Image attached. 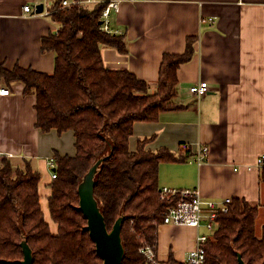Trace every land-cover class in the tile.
Returning a JSON list of instances; mask_svg holds the SVG:
<instances>
[{
  "label": "trees",
  "instance_id": "1",
  "mask_svg": "<svg viewBox=\"0 0 264 264\" xmlns=\"http://www.w3.org/2000/svg\"><path fill=\"white\" fill-rule=\"evenodd\" d=\"M63 0H53L50 14L58 30L42 40L44 52L55 53V72L46 74L0 63V79L25 86L24 95L37 97L36 127L44 133L73 131L76 155L55 153L57 178L49 185L52 231L43 211L40 185L42 173L28 158L0 155V264L24 260L22 243L32 249L34 264H103L89 231L88 220L78 209L79 186L100 160L95 176V198L112 231L123 217L122 264H152L140 252L145 245L156 248L163 223L165 203L160 199V166L184 160L168 149H146L140 140L130 150L137 122L154 123L165 112L184 108L177 103V72L194 54L196 38L187 40L182 55H165L157 91L131 71L106 67L102 48L128 52L124 34L101 29L107 2L61 9ZM188 157L194 156L192 151ZM261 181L264 183V167ZM259 207L233 199L230 212L221 215L218 229L206 244L205 264H264V232L258 233ZM161 264H182L173 255Z\"/></svg>",
  "mask_w": 264,
  "mask_h": 264
},
{
  "label": "crops",
  "instance_id": "2",
  "mask_svg": "<svg viewBox=\"0 0 264 264\" xmlns=\"http://www.w3.org/2000/svg\"><path fill=\"white\" fill-rule=\"evenodd\" d=\"M28 5L49 11L47 0H0V63L9 70L20 66L54 74L55 53L44 52L42 40L58 26L50 15L25 13ZM111 28L125 35L128 52L102 48L106 67L131 71L150 84L151 93L157 91L164 56L184 54L187 40L196 38L193 57L177 72L176 101L184 108L162 113L154 123H135L130 150L153 137L146 149H168L184 159L161 164L160 188L199 189L207 199H241L259 207L262 222L264 183L258 160L264 156V0H124L112 15ZM202 82L211 90L199 99L190 88ZM2 88L10 95H0V154L33 160L43 175V211L56 233L48 206V161L55 153L76 155L74 132L44 133L36 127L37 97L25 96L22 82L0 79ZM203 146L210 148V156L198 164L187 151L195 155ZM260 228L262 235L264 222ZM202 233L162 225L159 259L166 262L173 255L185 260Z\"/></svg>",
  "mask_w": 264,
  "mask_h": 264
},
{
  "label": "built area",
  "instance_id": "3",
  "mask_svg": "<svg viewBox=\"0 0 264 264\" xmlns=\"http://www.w3.org/2000/svg\"><path fill=\"white\" fill-rule=\"evenodd\" d=\"M49 3V11L46 13H37L36 7L25 6V13L33 12L34 15L44 16L52 13L51 7L53 0H47ZM107 2V7L101 16V29L109 34L122 35L121 32L111 28V19L113 13L120 9V5L124 0H63L61 9H74L75 7L92 6L100 2ZM213 23V20H210ZM57 25V22L54 21ZM58 30V29H57ZM210 86L207 82H202L190 88V93L199 99L206 96L210 92ZM1 96L10 95L8 88L0 89ZM183 148L188 150L190 146L184 145ZM1 155V154H0ZM9 157H14L12 154ZM210 156V148L203 146L198 149L194 155V159L198 164H202L208 160ZM49 168L52 170V178H57L54 169L56 163L54 158L48 161ZM260 168L264 167V156L258 160ZM160 199L165 203L163 212L162 225H174L180 227H188L196 230H202L204 233L199 234L196 238L195 247L188 253L182 264H205L206 261V244L211 240L218 229V221L221 215L230 212V206L233 202L232 198L225 199H207L203 197L199 189H174L169 187L160 188ZM161 225V226H162ZM140 252L152 264H161L163 261L159 259L156 248L151 245H145Z\"/></svg>",
  "mask_w": 264,
  "mask_h": 264
},
{
  "label": "water",
  "instance_id": "4",
  "mask_svg": "<svg viewBox=\"0 0 264 264\" xmlns=\"http://www.w3.org/2000/svg\"><path fill=\"white\" fill-rule=\"evenodd\" d=\"M37 13L44 10L43 5H38ZM103 160L98 161L84 177L79 186L80 206L79 210L88 220L85 230L89 231L91 238L96 244V250L103 260V264H122L125 256V249L122 240V223L124 218H119L112 231H109L105 217L95 198V176L99 165ZM24 260L17 264H34L32 249L25 241L22 243ZM239 264H246L242 256L238 255Z\"/></svg>",
  "mask_w": 264,
  "mask_h": 264
},
{
  "label": "rangeland",
  "instance_id": "5",
  "mask_svg": "<svg viewBox=\"0 0 264 264\" xmlns=\"http://www.w3.org/2000/svg\"><path fill=\"white\" fill-rule=\"evenodd\" d=\"M50 171L52 172V170L50 169ZM259 219V218H258ZM264 222V220H262V222L261 221H257V229H259V230H261V228H260V226H261V224ZM205 232V231H204Z\"/></svg>",
  "mask_w": 264,
  "mask_h": 264
}]
</instances>
